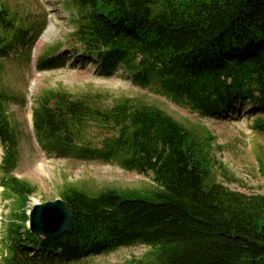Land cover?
Listing matches in <instances>:
<instances>
[{
  "label": "trees",
  "instance_id": "obj_1",
  "mask_svg": "<svg viewBox=\"0 0 264 264\" xmlns=\"http://www.w3.org/2000/svg\"><path fill=\"white\" fill-rule=\"evenodd\" d=\"M67 5L80 61L94 62L100 73L122 69L133 84L155 85L202 115L228 114L237 101L264 113V0H68ZM37 26L0 6V57L19 52L28 58L44 23ZM56 51L47 46L35 68L64 65ZM6 100L0 92V185L3 197L11 199L12 221L0 264H74L136 244L152 249L153 258L144 264H264V194L245 195L216 181L193 134L163 110L127 99L106 108L89 94L61 89H42L36 96L37 142L58 155L114 159L126 170L151 171L158 188L90 194L65 187L60 195L71 213L65 232L31 234L25 206L35 187L13 175L17 137L4 116ZM260 122L256 127L264 130V118ZM107 125L112 134L93 147L89 128Z\"/></svg>",
  "mask_w": 264,
  "mask_h": 264
},
{
  "label": "rangeland",
  "instance_id": "obj_2",
  "mask_svg": "<svg viewBox=\"0 0 264 264\" xmlns=\"http://www.w3.org/2000/svg\"><path fill=\"white\" fill-rule=\"evenodd\" d=\"M68 0H0V6L29 18L44 29L32 48V55L12 53L0 57V92L7 96L2 103L4 116L17 137L18 162L14 174L35 187L28 208L36 202L60 198L66 186L95 194L103 189L120 192L136 190L149 193L158 188L151 171L137 173L126 170L115 160L80 159L57 155L38 144L31 126V107L42 89H61L72 95L89 94L96 105L106 108L122 99L163 110L189 130L197 140L199 155L205 156L216 181L245 195L264 194V113L253 110L249 103L231 104L228 114L201 115L184 101H176L155 85L140 87L132 83L124 70L100 73L92 62H81L82 51L72 38L75 25ZM47 46H53L56 57H64V65L38 71L34 61ZM15 96L16 100H9ZM24 99V103L19 101ZM19 101V102H17ZM94 124L97 122H93ZM112 134L92 126L93 147ZM2 146L0 143V159ZM2 197V191L0 192ZM0 199V205L2 203ZM7 206V205H6ZM5 208V207H3ZM4 229L2 238L6 226ZM152 249L143 244L120 246L99 255H89L74 264H144L153 258Z\"/></svg>",
  "mask_w": 264,
  "mask_h": 264
},
{
  "label": "water",
  "instance_id": "obj_3",
  "mask_svg": "<svg viewBox=\"0 0 264 264\" xmlns=\"http://www.w3.org/2000/svg\"><path fill=\"white\" fill-rule=\"evenodd\" d=\"M70 216L63 200L37 203L29 213V230L36 236L56 237L65 232Z\"/></svg>",
  "mask_w": 264,
  "mask_h": 264
}]
</instances>
